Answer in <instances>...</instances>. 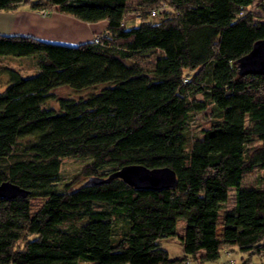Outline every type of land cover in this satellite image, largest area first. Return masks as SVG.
Listing matches in <instances>:
<instances>
[{
	"label": "trees",
	"instance_id": "16d2710c",
	"mask_svg": "<svg viewBox=\"0 0 264 264\" xmlns=\"http://www.w3.org/2000/svg\"><path fill=\"white\" fill-rule=\"evenodd\" d=\"M22 2L106 25L96 41L75 44L0 33V59L31 56L36 69L0 65V182L26 190L0 197V264H173L221 253L227 262L233 251L236 264H264V186H240L244 171L264 169V74L236 67L264 37L253 0H137L141 21L131 26L128 0H0V8ZM160 3L158 20H145ZM155 51L150 68L139 64ZM61 85L88 92L55 95ZM207 106L209 125L195 135L192 117ZM64 157L84 160L80 184L58 183ZM132 163L168 167L175 183L85 182ZM32 197L43 199L34 211ZM167 238L182 255H169Z\"/></svg>",
	"mask_w": 264,
	"mask_h": 264
},
{
	"label": "crops",
	"instance_id": "0c3cea01",
	"mask_svg": "<svg viewBox=\"0 0 264 264\" xmlns=\"http://www.w3.org/2000/svg\"><path fill=\"white\" fill-rule=\"evenodd\" d=\"M105 25V20L86 22L58 12L44 14L41 11L30 9L27 2H22L13 9L0 8L1 34H25L49 41L75 44L83 40L91 39L94 34L104 30ZM161 244L170 256L182 255L181 246L175 239H163ZM228 255L231 256L230 259H232L235 264L239 263V253L233 251ZM227 257L226 254L221 253L219 261ZM252 260L255 261V258L252 257ZM173 264L216 263L211 260L199 261L198 258H186L179 263Z\"/></svg>",
	"mask_w": 264,
	"mask_h": 264
},
{
	"label": "rangeland",
	"instance_id": "374dc122",
	"mask_svg": "<svg viewBox=\"0 0 264 264\" xmlns=\"http://www.w3.org/2000/svg\"><path fill=\"white\" fill-rule=\"evenodd\" d=\"M259 1L264 2V0H253V2L250 5V8L254 16V19L257 21H262L264 20V14L262 13L261 9L257 6V3ZM136 2L137 0H128V5L124 14L126 17L125 26L136 25L141 21L140 18L134 16L136 9ZM145 20L154 22L158 20V16L148 15ZM157 54H159V51H155L148 57L138 59V62L141 66L145 68H150L153 64L154 57ZM32 60L33 59L31 56L2 57L0 59V65H9L13 67H18L20 68L18 70L22 75H29L36 72L35 64H33ZM5 81H6V75L0 68V90L3 89ZM87 92H88L87 89L75 91L65 85L58 86L53 90V93L55 95H63V96H78L80 94H86ZM208 125H209V107L207 106L204 110L200 112H196L193 115L190 123V127L192 129L193 134L199 135L200 128L207 127ZM258 142L259 140L256 138H253L250 141L251 144H255ZM83 162H84L83 159L75 158V157L62 158L59 167L60 180L58 181V183L61 184L65 181H70L72 182L73 185L80 184V182L84 179V176L80 173V167L83 164ZM263 172L264 169H258L255 167H252L251 169L244 171L241 177L240 186L243 187L257 186V185L264 186V174H261ZM230 189L232 190V188ZM230 194L231 191L229 192V197L226 202V207L231 206ZM42 200L43 199L41 197L30 198V210L34 211L38 207V205L42 202ZM182 229H183V219L179 218L177 220V230L179 231ZM219 259L220 258L217 257L211 261L217 264Z\"/></svg>",
	"mask_w": 264,
	"mask_h": 264
},
{
	"label": "water",
	"instance_id": "95a60500",
	"mask_svg": "<svg viewBox=\"0 0 264 264\" xmlns=\"http://www.w3.org/2000/svg\"><path fill=\"white\" fill-rule=\"evenodd\" d=\"M236 67L239 73L264 74V37L253 41L250 49L236 59ZM120 177L128 184L135 187H161L174 185V172L168 167L148 168L142 164H125L106 177H89L86 183L107 181L112 177ZM26 190L18 185L5 180L0 182V197L24 196Z\"/></svg>",
	"mask_w": 264,
	"mask_h": 264
},
{
	"label": "built area",
	"instance_id": "2783aa9c",
	"mask_svg": "<svg viewBox=\"0 0 264 264\" xmlns=\"http://www.w3.org/2000/svg\"><path fill=\"white\" fill-rule=\"evenodd\" d=\"M164 3H160L159 5H157V6H153V7H151L150 9H149V13L151 14V15H155L158 11H160L162 8H164ZM92 39L93 40H97L98 39V36L97 35H94L93 37H92ZM228 262H229V264H233V261H232V259H229V261H227V262H225V261H220L218 264H228Z\"/></svg>",
	"mask_w": 264,
	"mask_h": 264
}]
</instances>
